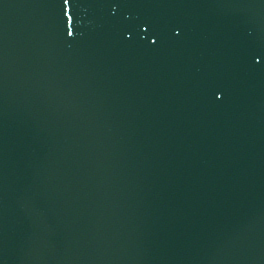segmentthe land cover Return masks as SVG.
Wrapping results in <instances>:
<instances>
[{"label":"snow or ice","instance_id":"6c2138e0","mask_svg":"<svg viewBox=\"0 0 264 264\" xmlns=\"http://www.w3.org/2000/svg\"><path fill=\"white\" fill-rule=\"evenodd\" d=\"M69 2V0H64V3L67 4ZM69 35H71V33H69Z\"/></svg>","mask_w":264,"mask_h":264}]
</instances>
